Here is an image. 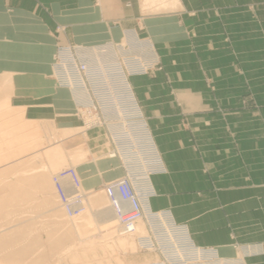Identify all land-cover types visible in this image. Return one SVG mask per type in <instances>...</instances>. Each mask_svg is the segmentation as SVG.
I'll list each match as a JSON object with an SVG mask.
<instances>
[{
  "label": "rangeland",
  "instance_id": "obj_1",
  "mask_svg": "<svg viewBox=\"0 0 264 264\" xmlns=\"http://www.w3.org/2000/svg\"><path fill=\"white\" fill-rule=\"evenodd\" d=\"M261 8L259 1H238L236 14L251 17L237 19L231 28L225 19L219 47L202 50L192 65L164 66L151 39L135 33H126L119 43L95 48L58 47L54 76L58 87L69 91L81 127L58 131L45 125L43 136L28 127L39 137L34 148L29 144L33 136L20 137L17 130L11 140L10 132H5L8 125H0V148L7 151L0 153V264H131L129 255L138 249L157 252L158 264H218L212 249L196 251L161 216L147 213L146 202L155 196L148 178L154 173L149 164L155 156L149 153L152 143L132 107L133 88L128 84L135 76L162 75L168 88L198 96L206 108L205 118L199 115L203 124L199 132L220 139L215 145L218 154L211 157L221 161L217 172L215 162L204 157L203 145L192 146L200 155L208 190L264 185V179L257 178L264 169V29L257 23ZM185 96L181 100L192 101ZM181 116L188 128L192 115ZM102 129L104 153L93 155L94 159L124 163V175L106 183L103 194L87 191L79 171L92 156L85 133ZM5 140L9 141L6 146ZM34 149L43 152L32 157ZM71 170L81 185V210L74 213L57 187L59 178ZM119 181L133 185L143 207V217L132 234L122 233L115 204L107 195V188ZM63 187L75 199L68 180Z\"/></svg>",
  "mask_w": 264,
  "mask_h": 264
},
{
  "label": "crops",
  "instance_id": "obj_2",
  "mask_svg": "<svg viewBox=\"0 0 264 264\" xmlns=\"http://www.w3.org/2000/svg\"><path fill=\"white\" fill-rule=\"evenodd\" d=\"M238 1L242 0H0V125H8L5 132L11 140L17 130L20 137L33 136L26 142L34 148L39 137L33 131L43 136L45 125L58 131L81 127L69 91L58 87L54 76L58 47L95 48L135 33L151 39L164 66L196 64L199 52L219 47L225 19L231 28L237 19L251 17L236 14ZM244 1L261 2L257 23L264 29V0ZM163 78L135 76L128 84L133 88L132 107L152 143L149 153L155 156L149 164L154 173L148 177L155 196L146 202L147 213L161 216L196 251L212 249L218 264H264V185H235L223 191L205 187L207 177L192 146L200 143L206 160H213L220 139L201 133L199 115L204 117L206 108L198 96L168 88ZM182 94L192 101L181 100ZM182 114L192 115V131L182 125ZM103 133H85L92 156L79 169L84 188L102 194L106 183L124 175L119 159H94L104 153ZM3 152L7 153L0 148ZM41 152L34 149L31 156ZM213 161L215 171H220L221 161ZM242 173L248 176L245 169ZM257 178L264 179V169ZM138 250L129 255L131 264L161 261L157 252Z\"/></svg>",
  "mask_w": 264,
  "mask_h": 264
},
{
  "label": "built area",
  "instance_id": "obj_3",
  "mask_svg": "<svg viewBox=\"0 0 264 264\" xmlns=\"http://www.w3.org/2000/svg\"><path fill=\"white\" fill-rule=\"evenodd\" d=\"M68 54H71V52ZM82 70L85 71V67H82ZM66 80L70 81L69 79ZM63 180H68L75 189V199H70V196L65 192L61 184ZM57 185L58 191L60 192L66 206L70 208L73 213L81 210L82 204L78 203L81 185L75 171L71 170L69 173L65 174L64 177L59 178ZM107 195L115 204L114 210L117 213L122 233L124 235L134 233L136 231L138 221L143 217V207L140 201L141 199L136 195L133 185L129 181H119L112 183L107 188ZM115 198H118L121 202L128 204V209L122 211L118 201Z\"/></svg>",
  "mask_w": 264,
  "mask_h": 264
},
{
  "label": "bare ground",
  "instance_id": "obj_4",
  "mask_svg": "<svg viewBox=\"0 0 264 264\" xmlns=\"http://www.w3.org/2000/svg\"><path fill=\"white\" fill-rule=\"evenodd\" d=\"M64 181H66V180H63L62 181V186H63V182ZM64 188V187H63ZM117 201H118V203H119V205H120V209L122 210V211H124V210H126V209H128V207H129V205L128 204H125V203H123V202H121L118 198H115ZM113 209V208H112ZM114 210V209H113ZM115 211V210H114ZM116 213V212H115Z\"/></svg>",
  "mask_w": 264,
  "mask_h": 264
}]
</instances>
